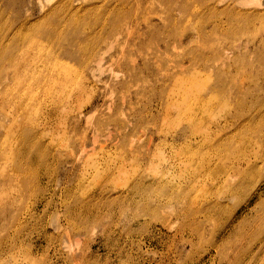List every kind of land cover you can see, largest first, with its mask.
<instances>
[{
  "label": "rangeland",
  "instance_id": "obj_1",
  "mask_svg": "<svg viewBox=\"0 0 264 264\" xmlns=\"http://www.w3.org/2000/svg\"><path fill=\"white\" fill-rule=\"evenodd\" d=\"M263 121L264 0H0V264H264Z\"/></svg>",
  "mask_w": 264,
  "mask_h": 264
},
{
  "label": "bare ground",
  "instance_id": "obj_2",
  "mask_svg": "<svg viewBox=\"0 0 264 264\" xmlns=\"http://www.w3.org/2000/svg\"><path fill=\"white\" fill-rule=\"evenodd\" d=\"M37 27V26H36ZM17 32H19V34H20V31H17ZM18 34V35H19ZM54 34V33H53ZM4 36V35H3ZM10 36H12V35H10ZM10 36H9V38H10ZM16 38H18L17 37V34H16V36H15ZM36 37V36H35ZM14 38V37H13ZM1 40H3V38L1 39ZM9 40V39H8ZM10 41V40H9ZM17 42H18V40H17ZM16 42V43H17ZM2 43V42H1ZM6 43V42H5ZM3 45H4V43H3ZM17 45V44H16ZM2 46V45H1ZM7 45H5V46H3V48L4 47H6ZM5 49V48H4ZM3 50V49H2ZM57 54V53H56ZM56 57V56H55ZM60 64V63H59ZM62 64V63H61ZM58 76V75H57ZM57 93V92H56ZM54 94V93H53ZM61 96V95H60ZM59 97V96H58ZM24 103V102H23ZM247 112H249L248 114L249 115H246V117L244 116V115H241V116H239V118L238 119H236V123H235V126L237 127V128H248V127H250L251 128V126H253V125H255V124H257L258 122H260V120L258 121V114L259 113H257V114H254L255 112H253V111H251V110H247ZM262 113V112H261ZM264 122V121H263ZM228 127H230V126H227L226 128H228ZM236 128V129H237ZM250 128H248L249 129V131H250ZM243 130V129H242ZM236 133H238V132H236ZM232 137V136H231ZM224 138V137H223ZM227 140V139H226ZM249 141V140H248ZM223 142V141H222ZM251 142V141H250ZM28 144V143H27ZM249 144V143H248ZM252 144V143H251ZM250 145V144H249ZM29 147V146H28ZM263 149H264V147H263ZM263 152V151H262ZM261 152V153H262ZM263 154V153H262ZM144 185V184H143ZM150 185V184H149ZM142 186V185H141ZM151 186V185H150ZM143 187V186H142ZM144 188V187H143ZM146 188V187H145ZM148 189V188H147Z\"/></svg>",
  "mask_w": 264,
  "mask_h": 264
}]
</instances>
